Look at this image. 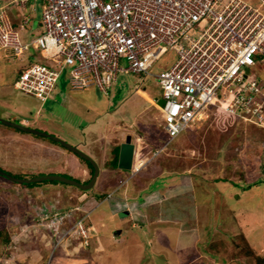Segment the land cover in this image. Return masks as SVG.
I'll return each mask as SVG.
<instances>
[{
    "label": "rangeland",
    "instance_id": "obj_1",
    "mask_svg": "<svg viewBox=\"0 0 264 264\" xmlns=\"http://www.w3.org/2000/svg\"><path fill=\"white\" fill-rule=\"evenodd\" d=\"M6 1L0 0V12L6 5L12 30L22 44L29 42L35 36L26 37L25 30L20 35L14 28L17 14L25 4L40 21L43 1ZM30 20L23 15L20 26ZM49 50L30 45L15 55L12 47H0V117L58 136L90 159L44 135L0 123L1 169L27 179L58 176L30 185L0 178V264H258L256 256L264 260V183L248 189L249 195L243 190L230 197L226 191L230 186L235 190L233 181L257 176L264 180L258 157L264 127L222 111L217 98L197 121L169 139L162 127L157 104L161 90L154 73L175 62L173 50L163 53L149 73L119 72L105 92L95 85L73 88L68 65L45 102L15 89L17 71L30 60L53 66ZM252 72L264 79V65H254ZM128 134L138 153L134 157L133 150L131 168L124 169L119 165L120 144ZM91 161L98 169L91 188L61 179L88 183L95 168ZM144 164L150 174L163 169L147 187L149 173L136 171ZM166 178L167 188L157 192ZM42 182L49 186L43 194Z\"/></svg>",
    "mask_w": 264,
    "mask_h": 264
},
{
    "label": "built area",
    "instance_id": "obj_2",
    "mask_svg": "<svg viewBox=\"0 0 264 264\" xmlns=\"http://www.w3.org/2000/svg\"><path fill=\"white\" fill-rule=\"evenodd\" d=\"M42 1L41 31L24 44L0 12V47L15 55L30 45L50 49L53 63H27L15 89L44 102L68 65L73 88L105 92L119 72L149 73L173 50L175 62L154 73L169 139L217 98L222 111L264 127V79L252 76L254 65H264V0Z\"/></svg>",
    "mask_w": 264,
    "mask_h": 264
},
{
    "label": "water",
    "instance_id": "obj_3",
    "mask_svg": "<svg viewBox=\"0 0 264 264\" xmlns=\"http://www.w3.org/2000/svg\"><path fill=\"white\" fill-rule=\"evenodd\" d=\"M157 104L158 105H162L163 104V99L159 98L158 101H157ZM0 123L15 127L17 129H20V130H23V131L33 132L35 134H40V135H44L46 137H49L52 140L60 143L62 146L67 147L72 152L76 153L78 156L84 157L86 159H90L84 152H82L76 146L71 145L70 143L66 142L64 139H62V138H60L58 136H54V135L48 134V133L43 132V131H41L39 129L28 127V126H26L24 124H21V123L15 122V121H10V120H8L6 118H3V117H0ZM133 150H134V145L131 143V136L128 134L126 136L124 142L122 144H120V155H119L120 161H119V165L121 167H123L124 169L131 168ZM93 165H94V163H93ZM94 167L95 168H94L93 176L90 179V181L88 183H86V184L81 183L80 181H77V180L72 179V178L61 177V179H63L67 183L79 186L82 189H89V188L92 187L93 182H94L95 177H96L97 172H98V169L96 168V165H94ZM5 176L7 178L9 177L13 181H18V182L50 180V179H55V177H58V176H55V175H52V174L37 175V176L29 178V179L20 178V177H14L12 175H5Z\"/></svg>",
    "mask_w": 264,
    "mask_h": 264
},
{
    "label": "crops",
    "instance_id": "obj_4",
    "mask_svg": "<svg viewBox=\"0 0 264 264\" xmlns=\"http://www.w3.org/2000/svg\"><path fill=\"white\" fill-rule=\"evenodd\" d=\"M6 2H8V0L6 1ZM25 6V7H24ZM21 8H20V13L19 14H17V19H18V22H17V26L16 27H14L15 29H17L18 30V32H19V34L21 35V30H25V36L27 37V36H30L31 35V38H33L34 36H36L37 34H39L40 33V31H41V28H40V30L39 31H36V29L38 28V26L40 27V21H39V19L35 16V13L34 12H32L31 10H32V8L30 9V8H28L25 4L24 5H22V6H20ZM3 8L5 9V10H3V12H2V18H3V20H7L8 21V19H7V15L5 14L6 12H7V9H6V5L5 6H3ZM9 9V8H8ZM23 15H26L27 17H31V20H30V23L29 24H27L26 26H23V28L20 26L21 24H22V17H23ZM10 22H11V20H10ZM30 54H31V52L30 51H27L26 52V57L27 58H29L30 57ZM33 60H30L29 62H32ZM38 111V110H37ZM24 122L25 123H27V120H24ZM78 142H82L81 140H78ZM79 146V145H78ZM140 149V148H139ZM138 153V147H137V149H135V147H134V157H135V155ZM71 157V156H70ZM140 161H142V159H140ZM158 168V167H157ZM145 169H146V174L147 173H149L148 174V181H147V183H146V187L148 186V185H150V184H152V181L153 180H155V179H157L156 177H158V175H160L159 173H158V171H160V172H162L163 171V169L162 168H160V170L158 169V171L156 170L155 172V174H150V172H148L149 171V168H147V166H146V164H144L143 166H141L140 168H138V169H136V171L138 170H141V171H145ZM82 175L83 176H86L87 175V171L84 169L83 170V173H82ZM168 178H166V183H165V187H163V188H158L157 189V192H160L162 189H165V188H167V182H168ZM106 185H108V184H106ZM116 185H119V182L116 184ZM254 188H257V187H254ZM47 189H49V186H48V184L46 185V184H43V187L41 188V190H42V194L44 193V192H46L45 190H47ZM39 190H40V188H38L37 190H36V193H38L39 192ZM259 191V190H258ZM229 194H230V197L231 196H236L235 195V192H228ZM243 194H248L249 195V193H247V190L246 191H244V193ZM137 195V193H132V195H130V196H132V197H135ZM257 196V193H255L254 194V196H251V198H253V197H256ZM229 197V198H230ZM228 203H230L231 204V200H229L228 201ZM146 210H147V212H148V214H149V211H148V209H147V207H146ZM164 213H166V211L164 212V210H161V209H159V214L161 215V216H165L166 214H164ZM161 218V217H160ZM147 219V218H146ZM159 223V222H158ZM159 225H161V224H159ZM168 232H166V233H164V234H167ZM163 234V235H164ZM165 236V235H164ZM178 240V239H177ZM176 240V241H177ZM177 244V243H176ZM179 249V246H177V250Z\"/></svg>",
    "mask_w": 264,
    "mask_h": 264
},
{
    "label": "trees",
    "instance_id": "obj_5",
    "mask_svg": "<svg viewBox=\"0 0 264 264\" xmlns=\"http://www.w3.org/2000/svg\"><path fill=\"white\" fill-rule=\"evenodd\" d=\"M258 127V126H257ZM260 143H262V142H260ZM263 144V143H262ZM261 146V145H260ZM260 154L258 155V157H259V159H260V162H262V164H263V168H264V146L262 145L261 147H260ZM263 160V161H262ZM0 175H1V179H4V180H7L4 176L5 175H12L11 173H8L7 171H5V170H3V169H1L0 168ZM7 181H10L11 182V180H7ZM264 180H262V179H260L259 178V176H257V178L256 179H254V180H252V181H246L245 182V180L243 179V180H239V182H232V184H233V188L235 189L234 191H233V189H232V187L230 186L229 187V189L228 190H226V191H230V192H235V193H239V194H241L242 193V191L244 190V191H246V190H248V189H251V188H254V187H259L258 185L259 184H261V183H264L263 182ZM12 182H18V181H12ZM33 182H37V181H29V182H19V183H23V184H33ZM27 184V185H28ZM42 185L43 184H46V182H42L41 183ZM29 194H27L26 196H28ZM30 196V195H29ZM243 237V236H242ZM245 240V239H244ZM246 241V240H245ZM256 261H257V263L258 264H264V260L260 257V256H256Z\"/></svg>",
    "mask_w": 264,
    "mask_h": 264
},
{
    "label": "bare ground",
    "instance_id": "obj_6",
    "mask_svg": "<svg viewBox=\"0 0 264 264\" xmlns=\"http://www.w3.org/2000/svg\"><path fill=\"white\" fill-rule=\"evenodd\" d=\"M139 166V164L136 165V167Z\"/></svg>",
    "mask_w": 264,
    "mask_h": 264
},
{
    "label": "clouds",
    "instance_id": "obj_7",
    "mask_svg": "<svg viewBox=\"0 0 264 264\" xmlns=\"http://www.w3.org/2000/svg\"><path fill=\"white\" fill-rule=\"evenodd\" d=\"M48 99H49V98H48ZM45 101H46V100H45ZM45 101H44V102H45ZM130 136H131V135H130Z\"/></svg>",
    "mask_w": 264,
    "mask_h": 264
}]
</instances>
